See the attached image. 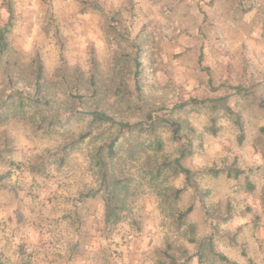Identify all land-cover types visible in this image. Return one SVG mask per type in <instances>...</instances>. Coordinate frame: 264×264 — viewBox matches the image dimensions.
Returning <instances> with one entry per match:
<instances>
[{"label": "rangeland", "instance_id": "374dc122", "mask_svg": "<svg viewBox=\"0 0 264 264\" xmlns=\"http://www.w3.org/2000/svg\"><path fill=\"white\" fill-rule=\"evenodd\" d=\"M9 1L0 264H264V0ZM117 138L110 173L127 187L107 228L91 156Z\"/></svg>", "mask_w": 264, "mask_h": 264}, {"label": "trees", "instance_id": "16d2710c", "mask_svg": "<svg viewBox=\"0 0 264 264\" xmlns=\"http://www.w3.org/2000/svg\"><path fill=\"white\" fill-rule=\"evenodd\" d=\"M4 6L6 8L7 14H8V21L7 23L0 27V56L3 54H6L9 52V35L11 32V29L13 27V16H14V11H13V6L9 0H3ZM35 75H36V81L39 84L40 81L43 79V67L39 59H37L36 62V70H35ZM21 101H24L21 97H19ZM26 101V100H25ZM216 103H221L224 101V99H219V100H213ZM225 111H227V114L233 119V123L237 126V128L242 131V126H241V118L239 115L235 114L231 110H229L227 107L225 108ZM88 117L91 118V120L94 123L102 124V123H107V124H112V125H117L119 130L122 132H125L126 134H130L133 132H137L139 134L142 133H151L153 131V128L150 125L144 126L142 124H134V125H129V124H122V123H116L113 122L112 118L104 115L103 113H97V112H90L88 114ZM115 123V124H114ZM179 129V127H178ZM178 129H176L173 126V133L178 134ZM260 133L264 134V127H261L259 129ZM117 139L112 140V142L109 144V146L106 147L105 155H102V150H98L93 156H91V161L93 165L97 168L98 170V175L100 176V188L99 191L103 194V202H104V224L107 228L114 227L118 225L120 222L123 220V211H124V204L122 201V196L121 193H123V190L126 189V185H123L122 182H119L117 179H114V177L110 173V162L115 155V150H114V145L117 142ZM140 146L146 145V143H141L138 144ZM150 145V144H149ZM156 147L159 150V144H156ZM187 155H189V151H186ZM184 154H182V157ZM169 167H172L171 169L175 174H181L185 177V184L190 187L193 191H198L197 185H195V182L192 180L193 173L191 170L184 168L180 164V160L177 159L173 162L172 165ZM162 169V168H161ZM159 173H161V170H158ZM239 174L242 173V171L236 172ZM238 175H235L237 177ZM181 191L177 190L176 192H173V200H177ZM192 211V208H188L185 214H181L178 216V224L177 226L180 228L182 225L185 223V217ZM169 264H176V262L172 259L169 258Z\"/></svg>", "mask_w": 264, "mask_h": 264}]
</instances>
